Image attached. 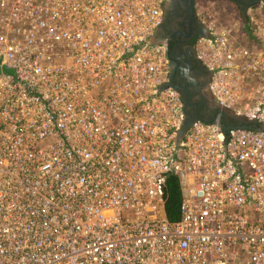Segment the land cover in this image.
<instances>
[{"label":"built area","instance_id":"obj_1","mask_svg":"<svg viewBox=\"0 0 264 264\" xmlns=\"http://www.w3.org/2000/svg\"><path fill=\"white\" fill-rule=\"evenodd\" d=\"M163 5L0 0V264H264V3L206 15L200 50L214 103L254 126L178 140Z\"/></svg>","mask_w":264,"mask_h":264},{"label":"flooded vegetation","instance_id":"obj_2","mask_svg":"<svg viewBox=\"0 0 264 264\" xmlns=\"http://www.w3.org/2000/svg\"><path fill=\"white\" fill-rule=\"evenodd\" d=\"M221 3L224 12L245 18L249 9L264 0H164L161 22L153 38L163 43L167 82L178 88L181 97L188 98L191 120L217 119L228 126L236 116L220 110L212 100L207 88L210 72L200 55L202 39L207 35L206 11L210 5Z\"/></svg>","mask_w":264,"mask_h":264},{"label":"trees","instance_id":"obj_3","mask_svg":"<svg viewBox=\"0 0 264 264\" xmlns=\"http://www.w3.org/2000/svg\"><path fill=\"white\" fill-rule=\"evenodd\" d=\"M236 18L240 21V24L243 23V17L236 16ZM180 199L179 182L175 176L170 175L166 180L163 203V214L168 221L173 222L179 218Z\"/></svg>","mask_w":264,"mask_h":264},{"label":"water","instance_id":"obj_4","mask_svg":"<svg viewBox=\"0 0 264 264\" xmlns=\"http://www.w3.org/2000/svg\"><path fill=\"white\" fill-rule=\"evenodd\" d=\"M166 86H170L174 89H178L177 87H175L174 85H172L170 82H166L165 84ZM164 85V86H165ZM182 102H183V110H184V120L179 128V130L177 131V138L176 140H178L182 134L184 133V131L187 129V127L191 124L192 120L190 118L189 113L187 112V109L189 107V101L188 98L185 96H182ZM198 120V119H197ZM201 121H205L208 122L206 120H201ZM213 121H217V119H214ZM254 126V122L253 121H247L243 118L240 117H235V122L228 125V126H224L225 129L228 128H233V129H238V128H243V127H247V128H252Z\"/></svg>","mask_w":264,"mask_h":264},{"label":"rangeland","instance_id":"obj_5","mask_svg":"<svg viewBox=\"0 0 264 264\" xmlns=\"http://www.w3.org/2000/svg\"><path fill=\"white\" fill-rule=\"evenodd\" d=\"M224 5V3L221 4H215V5H210L208 10L205 12L206 15H209L207 17V20H219L221 23H230L233 24V22L235 23H239L240 21L236 18V16H238L237 14L233 13H229V12H224L221 8V6ZM257 6V5H256ZM256 19H258V17H256ZM251 26V24H250ZM233 29H240V26H232Z\"/></svg>","mask_w":264,"mask_h":264},{"label":"crops","instance_id":"obj_6","mask_svg":"<svg viewBox=\"0 0 264 264\" xmlns=\"http://www.w3.org/2000/svg\"><path fill=\"white\" fill-rule=\"evenodd\" d=\"M154 41H156V40L154 39Z\"/></svg>","mask_w":264,"mask_h":264}]
</instances>
